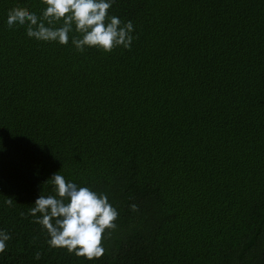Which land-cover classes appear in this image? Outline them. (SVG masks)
<instances>
[{"label": "trees", "instance_id": "obj_1", "mask_svg": "<svg viewBox=\"0 0 264 264\" xmlns=\"http://www.w3.org/2000/svg\"><path fill=\"white\" fill-rule=\"evenodd\" d=\"M12 7L44 5L0 0V264H264V0H114L134 39L110 52L29 38ZM56 171L118 211L99 258L28 215Z\"/></svg>", "mask_w": 264, "mask_h": 264}, {"label": "clouds", "instance_id": "obj_2", "mask_svg": "<svg viewBox=\"0 0 264 264\" xmlns=\"http://www.w3.org/2000/svg\"><path fill=\"white\" fill-rule=\"evenodd\" d=\"M37 14L21 7L7 10L8 28H23L25 35L37 41L71 44L78 52L96 48L110 52L121 46L131 47L134 25L109 11L114 0H41ZM51 193L38 195L28 215L47 233L49 248H63L86 259L99 258L105 251L102 243L108 230L117 227V209L103 192L86 184L66 179L59 171L47 179ZM11 204V200L4 201ZM130 207L135 210L136 205ZM39 214V215H37ZM23 215V213H21ZM11 235L0 228V252ZM40 253L35 254L39 259Z\"/></svg>", "mask_w": 264, "mask_h": 264}]
</instances>
